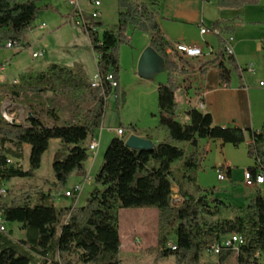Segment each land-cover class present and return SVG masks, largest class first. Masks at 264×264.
I'll use <instances>...</instances> for the list:
<instances>
[{"label":"trees","instance_id":"trees-1","mask_svg":"<svg viewBox=\"0 0 264 264\" xmlns=\"http://www.w3.org/2000/svg\"><path fill=\"white\" fill-rule=\"evenodd\" d=\"M43 1L0 0V48L7 42L28 46L27 37L39 13L57 10L51 4L40 6ZM258 1L220 0L219 4L240 8ZM118 9L116 31L103 29L102 21L90 17H86V27L81 28L98 55L99 85L94 86L80 62L53 63L47 70L27 73L13 83L20 86V90L13 91L15 96L31 93L27 100L30 114L24 125L16 126L3 118L0 105V179L8 182L32 178L41 168L52 140H60L66 151L52 164L56 191L66 190L71 176L87 174L85 162L90 151L84 144L102 126L107 97L115 94L117 109L125 102L120 90L119 51L121 45L130 43V27L149 33L150 46L166 61L168 81L159 85L158 103L160 125L167 130L168 141L156 144L152 150H136L117 135L107 147L93 190L82 205L75 203V195L69 206L47 204L51 194L41 191L35 203L30 193L14 197L11 202L0 198V223L3 218L5 228L8 223H18L25 229V237L20 240L13 239L6 229L0 231V264H121L120 211L133 207L158 209L157 262L174 255L176 264H201L203 254L213 244L238 234L244 243L222 246L217 264H231L232 260L236 264H264V190L245 207L234 206L216 195L215 188H199V195L194 196L181 186L183 201H172L175 162L184 160L187 169L194 172L201 161L202 139H220L239 146L246 140L245 131L216 126L212 115L197 107L188 109L190 123L179 122V65L168 55L170 44L161 31L157 9L141 0H118ZM214 25L220 26L219 21ZM221 42L223 46L225 40ZM222 55L226 56L227 66L224 61L220 63V79L229 85L232 73L241 76V70L233 54L223 50ZM179 57L184 56L173 55ZM110 74L117 84L115 88L107 79ZM250 134L253 141L248 155L256 163L250 169L255 177L258 168L264 170V124L259 132ZM25 144L31 146L29 168L8 163L10 155L23 158ZM182 144H190L192 150L187 152ZM187 177L195 179L194 175ZM223 211L229 215L223 216ZM171 241L176 249L168 245ZM74 254L78 257L73 259Z\"/></svg>","mask_w":264,"mask_h":264},{"label":"crops","instance_id":"crops-1","mask_svg":"<svg viewBox=\"0 0 264 264\" xmlns=\"http://www.w3.org/2000/svg\"><path fill=\"white\" fill-rule=\"evenodd\" d=\"M46 1L44 4H51L54 6L62 17L69 18L71 16L73 9L69 5V0ZM94 1L95 0H79L81 8L86 14H89L94 9ZM141 1L153 5L157 9L161 31L169 44L175 42L196 43L203 49V55L197 58H171L168 53L170 59L179 65V71L176 74L179 85V89L176 92V102L178 104L176 119L184 124L190 123L191 118L188 114V109L190 107L198 108L200 107V102H203V107L200 109L212 115L214 125L242 128L245 131L246 140L239 146L246 145L247 148H249V145L253 141L250 131L259 132L264 124V86L260 85V82L264 81V0H259L256 4H247L240 8L221 6L219 4L220 0ZM100 2L101 6L99 10L101 15L97 21H102L104 23L103 29L116 31L119 17L118 0H100ZM218 21L220 26L215 27L214 24ZM204 25L217 29L219 33L202 35L200 29L201 26ZM38 29L44 31L45 26L39 24ZM31 32H34L33 29ZM136 32L137 30L135 28L130 27L127 36L130 38L131 36L129 34L132 33L134 37ZM142 34L144 35L140 38L144 41V46L140 52H137L136 63L137 60L139 62L144 49L150 46L151 43V35L145 32H142ZM222 39L230 42L233 49V56L236 58L241 70V76L232 73L229 85L223 83L220 79V63L224 61V65L227 66L226 56L224 57L222 55ZM81 40L83 39L80 33L76 32L69 44L77 48L78 51V47H81ZM85 40L91 46V56L96 70L93 69V66L89 68V66L86 65V61H89L92 65L90 55L89 60L79 58V62L86 67L89 75L94 77L92 80H98V55L92 48L89 35L86 32ZM29 42L28 38L27 45H29ZM1 52L2 51H0V54ZM42 52L44 56L45 53L43 50ZM74 62L77 61H73L72 63L74 64ZM5 66L6 63L0 60V75L2 77V82L7 81L6 75L3 74ZM133 71H137L136 66H134ZM256 80H259L258 84L255 83ZM14 81L19 80L14 78ZM4 94L7 95L6 92H4ZM112 94L115 96L114 93ZM1 95L2 93L0 92V99ZM29 95L31 96V93H29ZM125 105L127 106V102H124L122 112H120V114L116 113L115 116L113 115L114 108L108 109L106 119L104 120V126L96 130L94 136L85 141V146H88L92 141H98L99 143L98 149L94 154L90 155L85 162L87 175L93 173L96 167H99L100 163H102V158L99 157L98 151L101 147L103 129H107L110 134L114 133L116 136V129L123 128L125 131L124 138L128 135L136 134L152 140L155 145L168 141V132L160 125V116H156L153 123L139 124L134 118H126V116H124ZM130 127H133L134 130H131ZM98 131H100L99 135ZM110 139L111 138L107 139L105 147L108 145ZM55 144L63 148L61 141ZM229 145L232 144L224 143L220 139H202L199 143V153L201 155L200 165L203 167L206 163L207 166H212L215 169L220 168L219 165H222L221 167L225 169L229 177V187H234V180L239 179L240 189L236 187L235 191L237 194L235 203H243L247 206L257 197L260 191L264 190V186L258 185L254 188H249L243 184L244 172L251 169L254 165L248 164L245 169H241V166H239L240 164L235 162L233 151H231ZM182 146L187 152L192 150L190 144H182ZM30 151L31 146L25 144L23 146V156H30ZM100 155L102 156V154ZM254 164V167H256V163ZM172 170L174 173L176 171H182L186 179L189 175L195 176V172L189 171L184 165V160L175 162L172 166ZM74 176L78 177L81 181L84 178L82 176ZM94 179H92L93 182L89 184L94 185ZM78 183H80V181ZM181 186L188 193L194 196L199 195L196 191H191L186 188L184 184L175 177L172 201H174L175 198L183 199ZM92 190L93 187L91 188V191ZM59 195L65 198L64 191L60 192ZM216 195L220 194L217 192ZM80 197L76 199L77 203ZM232 205L237 206L238 204ZM150 208L138 211L142 212L139 216L142 218L143 226L130 227L129 225L123 232L120 231L122 242L121 251L125 249L123 238H132V236H130L131 229L136 228L138 232L144 231L148 223L147 218L152 217L153 220L155 219V211H145L151 210Z\"/></svg>","mask_w":264,"mask_h":264},{"label":"rangeland","instance_id":"rangeland-1","mask_svg":"<svg viewBox=\"0 0 264 264\" xmlns=\"http://www.w3.org/2000/svg\"><path fill=\"white\" fill-rule=\"evenodd\" d=\"M45 1L46 0L41 2L40 6L44 5ZM39 24H43L45 26L44 31H40L38 29ZM32 25L34 32L30 31L28 34L29 37H27V40L29 38L30 41L28 46L8 48L6 43L3 48H0V51H2L0 54V60L3 63H6L3 74L6 75L7 78V81L2 82V77L0 75V92L2 93L0 99L1 113L3 112L5 116L9 117L14 115L15 118L23 125L25 124L29 115V106L27 100L29 99L30 95L29 93H24L20 97L14 95V90H20V86L18 84H13L14 78L20 80V78L27 73L36 72L39 70H47L53 63L71 65L73 64V61L79 62V58L89 60V55L91 56V46L85 40V32L81 29V27H78L74 21H70L69 18L62 17L58 10H42ZM76 32L80 33V36L83 39L81 40V47H78V51L77 48L69 44L71 38ZM129 35L131 36L130 43L121 45L119 51L121 66L119 72L120 90L125 94V102H127V106L125 105L124 116H126V118H134L139 124H150L153 123L154 119H156V116H159L158 88L160 84L167 83L168 72H162L151 79L140 77L138 73V60L136 63V55L137 52H140L144 46V41L140 38L144 34L137 30L134 37L132 33ZM42 50L45 53L43 57H33L34 52ZM91 60L92 65L89 61H86V65L89 66V68H92L93 66V69L96 70L92 56ZM134 66H136V72L133 71ZM91 78L93 79L94 77L91 76ZM255 83L258 84L259 80H256ZM4 92H6L7 95L4 94ZM114 101L113 115L115 116L116 113L120 114V112H122L123 104L120 103L119 109H117L118 107L116 105V98H114ZM3 108H5L4 111ZM2 116L5 119L3 114ZM102 131V142L98 154L99 157L102 158L103 162L107 147L109 146L110 142L118 136H115L114 133L110 134L107 129H103ZM99 133L100 131H98V135ZM109 138L111 139L108 145L105 147L107 139ZM125 139H127V137ZM56 142H60V140H54L51 142L49 150L44 155L41 168L36 171L32 178H14L11 181L3 182V185L8 187L9 190V195L6 197L8 202H11L14 197L30 193L32 194L31 202L35 203L37 200V194L41 191L46 194H51V197H48L45 201L47 204L55 203L57 206L61 207L69 206L73 203V197L64 198L59 195L60 192L54 189L55 178L52 164L57 157L66 153V151L61 146L55 144ZM229 146L231 147V151H233L235 162L240 164L239 166H241V169H245L248 164L255 166V160L250 158L248 155V148L246 145L239 147H235L233 145ZM100 154H102V156ZM9 158L11 159L10 164L22 166L24 169L29 168V155L27 157L23 156L22 159H18L11 155ZM101 164L102 163H100L99 167H96L93 173L89 174L92 179H94L97 175ZM221 166L222 165H219V167ZM194 172V180L184 178L182 171H176L175 177L191 191H196L199 193V188L202 190H210L215 188L220 194L218 196L221 198L227 199L228 202L232 204H238L237 206L245 207V204L243 203H235L237 194L235 191L236 187L240 189V181H238L239 179L234 180V187H229L228 183H230V181L228 175L226 181L219 180L217 169L213 168L212 166H207L206 163L203 167H201L199 163V168ZM89 175L86 174L82 181L74 175L71 176L68 180L67 189L64 190V193L65 191L71 189L79 181L83 182ZM77 176L81 177L80 175ZM92 182L93 180L91 183ZM93 186L94 185L89 183L84 185L82 193L80 194L81 197L80 195L76 197V199L80 197L77 204L82 205L86 202ZM179 199L180 198H175L173 203H179L177 202ZM76 202L77 201L75 200V203ZM149 208L150 207H133L122 209L120 212V231L123 232L126 227H129V225L130 227L143 226L142 218L139 216L142 212L138 211ZM150 209L151 210L145 211H155L156 217L154 220L152 217L147 218L148 223L146 224L144 231L138 232V230L134 228L131 229L130 232V236H132V238H123L125 249H122L120 254L121 264H176V257L174 255L169 256L164 260L158 262L156 261L159 252V250L156 249L158 245L157 208L151 207ZM222 215L228 216L229 214L227 211H223ZM217 217L218 215L215 216L214 219H217ZM6 233H9L15 240H20L25 237V229L21 224L18 223H8L6 225ZM171 239L175 240V236H172ZM77 257V254L72 255L73 259ZM217 261V256L210 255L207 252H205L201 258V264H217ZM231 264H236L235 260H232Z\"/></svg>","mask_w":264,"mask_h":264},{"label":"built area","instance_id":"built-area-1","mask_svg":"<svg viewBox=\"0 0 264 264\" xmlns=\"http://www.w3.org/2000/svg\"><path fill=\"white\" fill-rule=\"evenodd\" d=\"M69 3L73 9L71 16L69 17V20L74 21L78 27H81V28L86 27V25H87L86 17H90L96 21L100 18V15H101L100 10H99V8L101 6L100 0H95L93 2L94 3V9L89 14H86L84 12V10L81 8L79 0H69ZM200 32L202 35H207V34H211V33H219V31L217 29H214L212 27H208L205 25L201 26ZM7 47L8 48H14V47H18V46H16L14 42H7ZM223 50H224L225 54H227V55L233 54L232 46L228 40H225V43L223 44ZM168 53L171 56V58H173L174 54H182V56H184L185 58H197V57H201L203 55V49L199 44H196V43L175 42V43L170 44V46L168 47ZM42 56H43L42 51H38V52H35L33 54V57H35V58L42 57ZM107 79L110 81L111 86L113 88H115L117 84L114 81L113 76L110 74L107 77ZM99 80H100V77L98 80H93L94 86L99 85ZM14 83H18V81H14ZM260 85L264 86V81H261ZM114 98H115V96L113 94H110L107 97V110H106L105 115H104V120L106 119L108 109L114 108V102H115ZM199 106H200V107H198L199 109L201 107H203V102H200ZM4 110H5V108H3V111ZM2 114L5 117V114L3 112H2ZM12 118H15V116L12 115ZM104 120H103L102 126H104ZM102 126H101V128H102ZM124 133H125V131L123 128L116 129L117 135H121L122 137H124L125 136ZM98 147H99L98 141H92L88 145V149L90 151V154H93L94 151H96L98 149ZM10 162H11V159L9 158L8 163H10ZM217 173H218L219 180H221V181L226 180L227 173H226L224 168H222V167L218 168ZM91 181H92V178L90 176H88L83 182H80V183L74 185L71 189L65 191L64 195L66 197H74V195L76 197L79 196L83 190L84 185L86 183H91ZM243 184L249 188H254L258 185H264V170L261 168H258L256 171L255 177L253 176V173L250 169L246 170L244 172V175H243ZM8 195H9L8 187L4 186L3 182L0 179V198H6ZM182 201H183V199H179L177 201L179 203H177V204H180ZM5 229H6L5 228V222L3 221V218H1L0 231H5ZM243 243H244V239L242 238V236H240L238 234H232L229 237H227L226 239H224L222 242L213 244L212 248H210V250L207 253L210 255L218 256L221 249H222V246H232L233 245V246L237 247ZM168 245L172 249L177 248L174 241L169 242Z\"/></svg>","mask_w":264,"mask_h":264},{"label":"water","instance_id":"water-1","mask_svg":"<svg viewBox=\"0 0 264 264\" xmlns=\"http://www.w3.org/2000/svg\"><path fill=\"white\" fill-rule=\"evenodd\" d=\"M167 71V65L165 59L158 54L151 46H148L142 52L138 62V73L140 77L145 79H151L162 72ZM7 122L22 126L16 118L5 116ZM126 144L136 150H152L155 146L152 140L131 134L126 139Z\"/></svg>","mask_w":264,"mask_h":264},{"label":"bare ground","instance_id":"bare-ground-1","mask_svg":"<svg viewBox=\"0 0 264 264\" xmlns=\"http://www.w3.org/2000/svg\"><path fill=\"white\" fill-rule=\"evenodd\" d=\"M180 55H182V54H180ZM118 136L122 137L121 135H118Z\"/></svg>","mask_w":264,"mask_h":264}]
</instances>
